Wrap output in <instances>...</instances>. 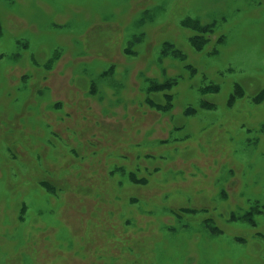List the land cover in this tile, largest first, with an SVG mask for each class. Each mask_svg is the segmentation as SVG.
<instances>
[{
    "label": "rangeland",
    "instance_id": "1",
    "mask_svg": "<svg viewBox=\"0 0 264 264\" xmlns=\"http://www.w3.org/2000/svg\"><path fill=\"white\" fill-rule=\"evenodd\" d=\"M0 264H264V0H0Z\"/></svg>",
    "mask_w": 264,
    "mask_h": 264
},
{
    "label": "trees",
    "instance_id": "2",
    "mask_svg": "<svg viewBox=\"0 0 264 264\" xmlns=\"http://www.w3.org/2000/svg\"><path fill=\"white\" fill-rule=\"evenodd\" d=\"M186 27H188L190 30H196L197 29V26H196V24H195V26H191V27H189V26H186ZM190 43H191V45H192V47H200V44H197V42H196V40H195V38H192L191 40H190ZM153 106V105H152ZM156 108L158 107V106H155ZM160 109L161 110H163V109H166V106H163V107H160ZM253 214V210H251L250 212H247L246 214H244L243 216H241V217H239V218H237L238 220H243V221H247V222H251V220H252V216L250 217V215H252Z\"/></svg>",
    "mask_w": 264,
    "mask_h": 264
}]
</instances>
